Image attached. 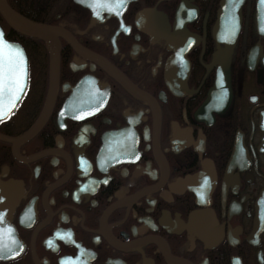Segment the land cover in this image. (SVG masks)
Returning a JSON list of instances; mask_svg holds the SVG:
<instances>
[{"label": "flooded vegetation", "instance_id": "af4514ba", "mask_svg": "<svg viewBox=\"0 0 264 264\" xmlns=\"http://www.w3.org/2000/svg\"><path fill=\"white\" fill-rule=\"evenodd\" d=\"M6 1L60 31L48 98L46 42L0 22L28 61L0 136L50 107L0 139V264H264V2H242L227 97L223 0Z\"/></svg>", "mask_w": 264, "mask_h": 264}, {"label": "water", "instance_id": "95a60500", "mask_svg": "<svg viewBox=\"0 0 264 264\" xmlns=\"http://www.w3.org/2000/svg\"><path fill=\"white\" fill-rule=\"evenodd\" d=\"M244 0H223L221 2V8L218 13V19L214 27V32L217 34L216 39L218 44H222L223 47L217 51L215 54V59L218 61L216 83L214 89L218 85L225 83L227 87V97L229 96V63L233 48L235 46L236 38L241 25V5ZM0 15L2 16L5 23L14 31L32 36L39 37L46 42L48 51L50 52V76L53 83L51 92L48 98H54L55 85L57 79V68H58V43L55 36H57L60 31L56 27H51L44 24L35 23L26 17L16 13L12 10L5 2V0H0ZM260 30L263 32L264 36V22L262 21ZM0 33L3 34V40L7 45H12L10 50L13 54L19 52L22 54L23 58V89L18 93V99H16L14 105L6 106L3 112L0 113V120L7 117L12 110L15 108L19 102L21 95L26 86L27 80V60L23 49L20 45L12 42H8L4 38V33L0 27ZM9 53V49L5 47V56ZM224 85V84H223ZM213 89V90H214ZM50 107H45L42 114L35 122V124L26 132L20 136L9 139L0 136V139L6 142H11L14 145H18L32 138L45 123ZM16 150L14 151V153ZM19 193V189H18ZM18 200V194L15 191V187L10 183H0V223L4 226L8 223V216L12 213L14 206ZM5 226L3 227V229Z\"/></svg>", "mask_w": 264, "mask_h": 264}, {"label": "snow or ice", "instance_id": "6c2138e0", "mask_svg": "<svg viewBox=\"0 0 264 264\" xmlns=\"http://www.w3.org/2000/svg\"><path fill=\"white\" fill-rule=\"evenodd\" d=\"M264 2V0H262ZM122 0H117V4ZM5 47L9 53L5 56ZM12 45H7L0 33V113L6 106L14 105L18 93L23 89V58L22 54H13Z\"/></svg>", "mask_w": 264, "mask_h": 264}, {"label": "rangeland", "instance_id": "374dc122", "mask_svg": "<svg viewBox=\"0 0 264 264\" xmlns=\"http://www.w3.org/2000/svg\"><path fill=\"white\" fill-rule=\"evenodd\" d=\"M0 22H3L2 19H1V17H0Z\"/></svg>", "mask_w": 264, "mask_h": 264}]
</instances>
